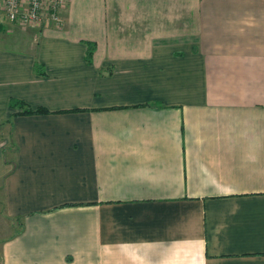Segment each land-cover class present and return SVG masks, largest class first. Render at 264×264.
I'll use <instances>...</instances> for the list:
<instances>
[{"label": "crops", "instance_id": "crops-1", "mask_svg": "<svg viewBox=\"0 0 264 264\" xmlns=\"http://www.w3.org/2000/svg\"><path fill=\"white\" fill-rule=\"evenodd\" d=\"M61 16L0 38V264H264V0Z\"/></svg>", "mask_w": 264, "mask_h": 264}, {"label": "built area", "instance_id": "built-area-1", "mask_svg": "<svg viewBox=\"0 0 264 264\" xmlns=\"http://www.w3.org/2000/svg\"><path fill=\"white\" fill-rule=\"evenodd\" d=\"M72 0H0V13L10 23L60 25L61 10Z\"/></svg>", "mask_w": 264, "mask_h": 264}, {"label": "rangeland", "instance_id": "rangeland-1", "mask_svg": "<svg viewBox=\"0 0 264 264\" xmlns=\"http://www.w3.org/2000/svg\"><path fill=\"white\" fill-rule=\"evenodd\" d=\"M12 24L14 26L13 28H8L9 30L4 29L5 34L0 32V38H4V41L2 42L3 45L14 49H22L23 47L35 41V37L33 36L34 34L32 33V31L28 30L29 28H31L32 25H20L16 23ZM6 26L7 25H5V27ZM32 27L38 28L39 26ZM1 197L2 195L0 193V198ZM12 227V224L9 225L5 217L0 216V238L4 235H8L9 233H11V231L13 230Z\"/></svg>", "mask_w": 264, "mask_h": 264}, {"label": "trees", "instance_id": "trees-1", "mask_svg": "<svg viewBox=\"0 0 264 264\" xmlns=\"http://www.w3.org/2000/svg\"><path fill=\"white\" fill-rule=\"evenodd\" d=\"M94 44H89L88 45V56L91 55L92 51L94 50ZM39 64H36L35 65V71L43 74V71H39L40 67ZM23 107L24 110L22 111V113H25V114H31V113H44L46 112V110L44 108H35V109H32V108H29V107H26V105L24 104V102L22 100H19L17 98H10L9 100V107L10 108H15V107ZM15 114V113H12V115Z\"/></svg>", "mask_w": 264, "mask_h": 264}]
</instances>
